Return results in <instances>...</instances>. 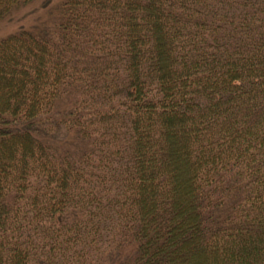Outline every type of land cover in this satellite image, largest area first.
Instances as JSON below:
<instances>
[{"label":"trees","instance_id":"16d2710c","mask_svg":"<svg viewBox=\"0 0 264 264\" xmlns=\"http://www.w3.org/2000/svg\"><path fill=\"white\" fill-rule=\"evenodd\" d=\"M0 21V264H264V0Z\"/></svg>","mask_w":264,"mask_h":264},{"label":"rangeland","instance_id":"374dc122","mask_svg":"<svg viewBox=\"0 0 264 264\" xmlns=\"http://www.w3.org/2000/svg\"><path fill=\"white\" fill-rule=\"evenodd\" d=\"M28 10H26L25 12H28ZM35 15H33V17L28 18L26 24H31L34 22V18ZM18 27V23H10V22H6V21H0V37L5 36L13 31L16 30V28Z\"/></svg>","mask_w":264,"mask_h":264}]
</instances>
